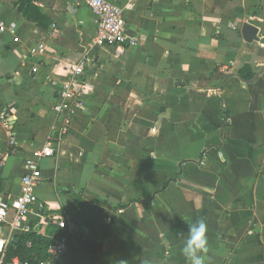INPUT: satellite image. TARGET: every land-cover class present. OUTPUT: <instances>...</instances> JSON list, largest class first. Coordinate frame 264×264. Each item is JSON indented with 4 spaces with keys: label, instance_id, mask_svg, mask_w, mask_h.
Here are the masks:
<instances>
[{
    "label": "crops",
    "instance_id": "obj_1",
    "mask_svg": "<svg viewBox=\"0 0 264 264\" xmlns=\"http://www.w3.org/2000/svg\"><path fill=\"white\" fill-rule=\"evenodd\" d=\"M109 1L136 46L92 45L83 0H33L39 25L0 0V22L15 28L0 33V112L14 141L0 128V193L19 192L24 162L51 140L28 220L48 237L63 234L57 217L79 222L54 264H188L199 220L204 264H264V0ZM244 22L256 40L244 41ZM82 56L87 86L57 114ZM246 64L248 81L237 75Z\"/></svg>",
    "mask_w": 264,
    "mask_h": 264
},
{
    "label": "built area",
    "instance_id": "obj_2",
    "mask_svg": "<svg viewBox=\"0 0 264 264\" xmlns=\"http://www.w3.org/2000/svg\"><path fill=\"white\" fill-rule=\"evenodd\" d=\"M83 2L96 16V31L91 41L92 45H127L133 47L138 44L139 39L137 37L126 34L123 9L119 5L109 0H83ZM5 31L12 36L15 34L13 25L0 22V33ZM38 48L41 51L43 44L39 43ZM90 64L91 60L82 56L77 62L67 66V79L60 83L57 91L58 97L53 105L55 113L72 112L71 102L76 100L80 92L87 86L83 78ZM8 117V113L0 112V128L5 129L6 135L9 137V145H11L14 144V141L9 132ZM68 125L69 121L66 120L65 124L58 129L59 133L67 132ZM53 144L51 140L46 141L44 146L35 152L34 159H27L24 162L23 173L19 181V192L16 195L5 196L0 193V264H27L20 261L16 256L8 259L7 248L9 242L17 235L32 231L38 234L36 227L38 223L34 225L28 220V215L37 202L36 188L39 186L42 177L37 158L51 156L56 145ZM7 157V152L0 149V169ZM54 224L64 233L49 237L51 241L46 250V255L37 264H54L67 247V236L75 233L79 228L78 220L70 214L57 217L54 219Z\"/></svg>",
    "mask_w": 264,
    "mask_h": 264
},
{
    "label": "trees",
    "instance_id": "obj_3",
    "mask_svg": "<svg viewBox=\"0 0 264 264\" xmlns=\"http://www.w3.org/2000/svg\"><path fill=\"white\" fill-rule=\"evenodd\" d=\"M19 7H25V16L28 20L39 24H43L45 17L41 15L39 9L35 6L33 0H18ZM240 79L251 80L254 76L249 65H244L237 70ZM75 208L78 209L79 199H77ZM76 217V215H74ZM63 231V230H62ZM64 233V231L62 232ZM48 236L37 234L35 231L17 235L8 244L7 258L16 256L20 261L27 264H37V262L46 255V250L50 244Z\"/></svg>",
    "mask_w": 264,
    "mask_h": 264
},
{
    "label": "clouds",
    "instance_id": "obj_4",
    "mask_svg": "<svg viewBox=\"0 0 264 264\" xmlns=\"http://www.w3.org/2000/svg\"><path fill=\"white\" fill-rule=\"evenodd\" d=\"M207 226L199 220L188 227L182 253L188 264H204L201 253L207 252Z\"/></svg>",
    "mask_w": 264,
    "mask_h": 264
},
{
    "label": "water",
    "instance_id": "obj_5",
    "mask_svg": "<svg viewBox=\"0 0 264 264\" xmlns=\"http://www.w3.org/2000/svg\"><path fill=\"white\" fill-rule=\"evenodd\" d=\"M239 33L244 41L251 42L253 40H256L257 28L252 24L244 22L240 25Z\"/></svg>",
    "mask_w": 264,
    "mask_h": 264
}]
</instances>
